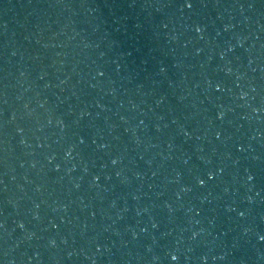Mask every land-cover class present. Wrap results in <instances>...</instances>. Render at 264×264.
Here are the masks:
<instances>
[{
    "label": "water",
    "instance_id": "obj_1",
    "mask_svg": "<svg viewBox=\"0 0 264 264\" xmlns=\"http://www.w3.org/2000/svg\"><path fill=\"white\" fill-rule=\"evenodd\" d=\"M191 3L0 0V264H264V0Z\"/></svg>",
    "mask_w": 264,
    "mask_h": 264
},
{
    "label": "snow or ice",
    "instance_id": "obj_2",
    "mask_svg": "<svg viewBox=\"0 0 264 264\" xmlns=\"http://www.w3.org/2000/svg\"><path fill=\"white\" fill-rule=\"evenodd\" d=\"M186 5H187V7H189V8H191V7L193 6V4L191 3V0H186ZM198 30H199V29H198ZM221 115H223V113H221ZM210 175H211V174H210ZM200 183L203 184L204 181H203V180H200ZM241 215H243V213H241ZM260 239H261V240H264V235H262V236L260 237ZM171 259H172L173 261H176V260H178V257H177L176 255H172V256H171Z\"/></svg>",
    "mask_w": 264,
    "mask_h": 264
}]
</instances>
